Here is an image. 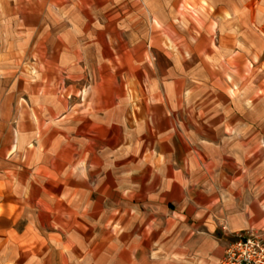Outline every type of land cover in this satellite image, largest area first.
Listing matches in <instances>:
<instances>
[{
	"label": "rangeland",
	"instance_id": "rangeland-1",
	"mask_svg": "<svg viewBox=\"0 0 264 264\" xmlns=\"http://www.w3.org/2000/svg\"><path fill=\"white\" fill-rule=\"evenodd\" d=\"M202 5L167 13L171 0H0V167L36 184L24 213L35 218L40 264L58 256L60 230L81 228L84 241L100 233L98 242L113 225L120 231L128 184L163 179L155 167L170 150L167 135L218 133L204 120L230 87L251 108L264 84V72L255 77L264 70V0L231 15ZM227 31L237 48L221 45ZM234 49L243 75L228 80L210 57Z\"/></svg>",
	"mask_w": 264,
	"mask_h": 264
},
{
	"label": "crops",
	"instance_id": "crops-1",
	"mask_svg": "<svg viewBox=\"0 0 264 264\" xmlns=\"http://www.w3.org/2000/svg\"><path fill=\"white\" fill-rule=\"evenodd\" d=\"M195 5L210 14L231 15L252 7L253 0H171L164 12H188L186 8ZM239 27L234 23L231 28ZM220 39L225 49L239 44L233 32H224ZM234 52L210 57L225 64L228 80L243 75L244 57ZM260 72L264 70L255 77ZM225 94L230 97L211 108L213 115L204 120L219 127L218 133L167 135L163 141L170 143V150L155 167L163 179L128 184L126 222L120 231L113 225L110 235L98 242L100 233L84 241L81 228L74 233L60 230L58 256L49 264L55 258L61 264H83L84 247L90 248L91 264H216L239 233L264 235V84L251 93V108L231 87ZM175 141L186 144L179 147ZM16 169L0 167V264H40L33 250L35 218L24 213L34 206L36 184L28 176H10ZM67 190H60L63 203ZM50 221L48 216L46 222ZM21 222L26 224L20 226ZM48 233L51 241L52 232ZM72 246L76 252L71 257Z\"/></svg>",
	"mask_w": 264,
	"mask_h": 264
},
{
	"label": "built area",
	"instance_id": "built-area-1",
	"mask_svg": "<svg viewBox=\"0 0 264 264\" xmlns=\"http://www.w3.org/2000/svg\"><path fill=\"white\" fill-rule=\"evenodd\" d=\"M216 264H264V235L239 233Z\"/></svg>",
	"mask_w": 264,
	"mask_h": 264
}]
</instances>
